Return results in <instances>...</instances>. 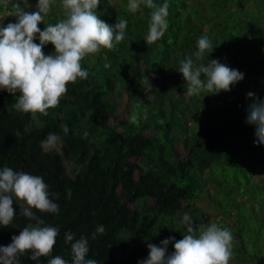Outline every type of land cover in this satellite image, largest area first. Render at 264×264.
I'll use <instances>...</instances> for the list:
<instances>
[{
  "label": "trees",
  "instance_id": "1",
  "mask_svg": "<svg viewBox=\"0 0 264 264\" xmlns=\"http://www.w3.org/2000/svg\"><path fill=\"white\" fill-rule=\"evenodd\" d=\"M128 3L100 0L99 18L110 25L127 20L126 37L86 55L81 65L88 77L69 82L47 115L17 111V96L0 90V167L42 176L59 205L57 214L32 209L60 229L40 264L56 255L71 260L66 230L88 238L89 258L98 264H137L148 243L182 239L184 214L197 235L212 223L231 231L230 264H264V146L253 143L254 126L245 122L246 94L264 97V0H167L168 28L154 43L146 41L152 9L141 5L133 13ZM8 8L0 4V15ZM65 14L62 0H53L38 27ZM9 22L15 17L3 18ZM201 36L214 45L208 59L244 73L230 91L186 95L179 61L195 59ZM49 132L60 136L51 150L41 143ZM12 206L0 245L34 224L17 200ZM101 224L105 232L93 239ZM30 255L21 264H36Z\"/></svg>",
  "mask_w": 264,
  "mask_h": 264
},
{
  "label": "clouds",
  "instance_id": "2",
  "mask_svg": "<svg viewBox=\"0 0 264 264\" xmlns=\"http://www.w3.org/2000/svg\"><path fill=\"white\" fill-rule=\"evenodd\" d=\"M53 0H36L35 10L31 0H0L11 5L7 15H0V90L16 95L13 107L19 112H39L47 115L49 108L56 107L67 92V84L77 79H86L89 72L81 61L88 54L101 48L112 49L115 43L126 37L127 20L108 24L99 18L96 9L100 0H62L65 18L55 24H47L43 30L38 24L50 12ZM141 5L152 9L146 41L154 43L168 28L167 0L157 5L155 0H129L128 9L135 13ZM14 16L15 22L3 23L5 16ZM35 41H39L38 43ZM51 43L53 51L45 54L43 48ZM214 45L207 36L197 40V51L179 61L178 72L187 83L186 95L202 98L221 91L228 92L244 78V73L218 58L208 59ZM108 67V64H105ZM18 93V95H17ZM251 103L247 106L245 122L254 126V144L264 146V97L248 92ZM132 121L136 118L133 116ZM68 134V126L62 129ZM60 136L49 132L41 142L45 149L55 148ZM69 195H70V190ZM48 184L42 176L11 167H0V227L9 226L14 219V200H22L26 207L21 214L33 225L23 227L11 237L7 246L0 245V264H21L20 257L30 251L29 258L40 264L41 256L48 258L60 235L57 226L47 225L32 209L57 214L59 205L52 198ZM186 234L176 240L174 236L162 239L159 244L148 243V255L137 264H229L232 257L233 235L226 227L212 223L197 235L190 215L184 214L181 221ZM105 232L104 225H97L92 233ZM65 243H70L71 260L59 255L47 259V264H98L89 258V240L84 235L78 239L70 230L64 232ZM172 244L173 251H168Z\"/></svg>",
  "mask_w": 264,
  "mask_h": 264
},
{
  "label": "rangeland",
  "instance_id": "3",
  "mask_svg": "<svg viewBox=\"0 0 264 264\" xmlns=\"http://www.w3.org/2000/svg\"><path fill=\"white\" fill-rule=\"evenodd\" d=\"M17 201L20 203V205L22 206L23 209L26 207V204L24 201H22V200H17ZM230 262H232V261L230 260L229 264H230Z\"/></svg>",
  "mask_w": 264,
  "mask_h": 264
}]
</instances>
